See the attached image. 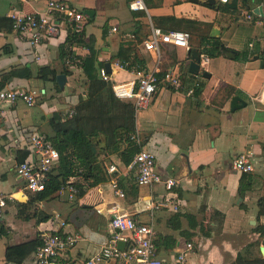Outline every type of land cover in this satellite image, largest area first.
<instances>
[{"label":"crops","instance_id":"crops-1","mask_svg":"<svg viewBox=\"0 0 264 264\" xmlns=\"http://www.w3.org/2000/svg\"><path fill=\"white\" fill-rule=\"evenodd\" d=\"M63 1L84 14L83 40L94 48L96 59L104 68L109 63L110 71L107 68L106 71L111 82L131 79V73L116 65L113 55L126 40L136 41L135 37H126L133 33L135 23L141 26V37L148 33L139 19L143 12L129 10L127 0ZM145 2L154 23L161 16L176 18V27L188 34L189 44L199 52L205 51L210 42L208 38L200 41L203 35L219 38L221 44L236 50L233 58L221 52L209 56L200 68L198 87L201 92L193 95V91H188L192 73L188 72L185 58L187 49L163 43L157 61L153 51L136 45L147 68L177 69L185 81L179 89L160 86L149 106L136 115L138 135L144 140L142 148L154 152L156 167L162 176L178 180L174 192L180 209L142 211L140 204L144 196L159 198L166 190L161 183L138 185L133 172L113 153L105 156L106 167L113 164L117 169L111 179L86 187L82 195L69 196L65 188L53 193L48 200L32 202L50 215L45 221L37 223L34 218L17 216L9 202L31 200L24 181L14 170V163L22 154L25 159L32 158L33 153L28 145L15 143L14 138L22 139L24 129L51 136L50 116L59 112L64 117L74 109L79 95L85 96V88L80 86V80L85 77L75 57L60 54L72 30L66 23L61 22L59 31L37 46L16 31L0 27V84L41 91L32 106L21 101L0 104V194L7 198L0 220L7 229V234L0 236V264H16L4 260L6 245L36 238L43 230L79 235L76 244L63 253L60 261L51 264H82L116 233L109 223L113 212L131 214L151 225L155 230L157 256L165 264H172L187 242L193 245L186 255L188 264H229L249 243H255L252 253L259 254V245L263 243L254 227L264 222V216L258 215L257 204L264 194V40L261 38L264 0H230L215 8L191 0ZM46 3L47 0H0V16L8 17L15 11L46 13ZM246 13L255 19L244 20ZM197 22L210 25L199 27ZM112 25L118 27L117 31L111 30ZM243 37H247L246 44L242 42ZM257 38L259 42L249 47V42ZM70 49L81 57L89 52L84 44H73ZM42 66L54 68L57 74L63 69L69 71L62 88L56 80L35 76ZM17 67H29L35 74L30 78L3 77L6 71ZM202 70L209 76L203 77ZM233 95L245 100V106L231 111L229 101ZM242 153L247 154L253 164L251 172L242 173L231 167L232 159ZM76 179L70 177L67 181ZM113 179L124 192L123 196L115 193ZM55 214L67 220L65 227L59 228L53 220ZM119 235L128 237L129 233L123 231ZM122 241L127 245V240ZM21 264H37L34 253ZM100 264L122 263L119 259H110Z\"/></svg>","mask_w":264,"mask_h":264},{"label":"built area","instance_id":"built-area-1","mask_svg":"<svg viewBox=\"0 0 264 264\" xmlns=\"http://www.w3.org/2000/svg\"><path fill=\"white\" fill-rule=\"evenodd\" d=\"M229 1L217 0L218 3H228ZM127 7L131 11L143 12L139 19L148 28V33L142 38L140 44L145 50L153 51L157 61L160 58V46L163 43L181 46L185 49L190 48L189 37L185 31L180 29L165 30L153 22L145 0H127ZM46 9V13L20 11L11 13L9 17L12 20L13 30L26 38L33 46H37L43 39L56 34L60 29L61 22L69 25L74 31L79 32L82 30L85 22L84 14L74 6L63 0H47ZM53 16H56L55 19L57 20L52 18ZM245 16L249 21L255 19L250 13H246ZM117 29L116 25L111 26V30L117 31ZM126 37L133 38L134 34L128 33ZM261 38L264 40V34ZM256 41L259 42V38L249 42V47H252ZM199 56L201 68L208 61L209 56L205 51H200ZM116 65L129 71L133 77L129 80L112 82L113 92L117 98L131 102L136 115L149 106L160 86L179 89L185 83L177 69L166 68L163 74L158 77L157 73L161 70L157 66L153 69L139 65L128 67V61L122 64L116 61ZM100 75L111 81L110 75L107 74L104 68H100ZM199 78L200 73L192 74L189 92H192L194 87H198ZM37 95H39L38 91L32 88L0 87V104H13L16 101H21L27 106H32L36 102ZM73 113L74 109L72 108L67 115ZM22 132L23 135L25 134L22 139L14 138V141L15 143L21 142L28 145L33 157L16 161L14 170L24 181L25 189L31 194H36L44 189L49 171L59 153L46 134L31 129H24ZM136 139L138 141L139 136H136ZM125 166L133 172L134 180L138 185L151 186L161 183L166 190V193L159 198H154L152 195L144 196L140 204L142 211L153 213L156 210L165 208L173 211L180 209L179 199L174 192L178 180L172 176H162L159 173L156 167V157L152 150L141 148ZM231 167L242 173L253 170V164L249 156L244 153L232 159ZM106 169L108 173L117 170L113 164L107 166ZM65 188L69 192V196L77 194L78 189L75 185H67ZM113 188L118 196L124 195L115 179H113ZM6 200L7 198L0 194V220L3 216ZM97 211L101 212L99 209ZM53 220L56 221L59 228L67 225V220L59 217L58 214L53 216ZM109 223L116 233L108 238L98 251L83 260L82 264H100L110 259H119L122 264H165L157 256L155 230L151 225L141 222L125 212H113ZM123 231H127L129 236L120 237L119 233ZM40 237L41 243L34 252L35 262L37 264H51L60 261L63 253L76 244L79 235L70 231L43 230ZM118 240H127V245L120 249L117 246ZM192 249L191 242L185 243L184 247L178 251L172 264H188L186 255Z\"/></svg>","mask_w":264,"mask_h":264},{"label":"trees","instance_id":"trees-1","mask_svg":"<svg viewBox=\"0 0 264 264\" xmlns=\"http://www.w3.org/2000/svg\"><path fill=\"white\" fill-rule=\"evenodd\" d=\"M223 4L226 3H218L219 7ZM156 22L155 24L165 30L178 29L175 25L177 20L173 16L157 17ZM0 23V27L13 30L12 20L9 16H0ZM196 24L199 27L201 25L209 27L210 25L203 22H197ZM133 34L136 41L126 40L127 43L123 47L121 46L113 56L121 64L128 61V67L134 65L144 67L146 60L138 52L136 46L140 44L145 35L141 37L140 25L134 24ZM206 38L210 40L208 47L205 49L208 56L219 55L221 40L203 35L200 37V41ZM76 43L87 45L88 54L84 57L75 55L70 46ZM192 46L190 45V47ZM60 54L61 56L67 55L69 58L75 57L77 59V63L85 77V96L79 95L78 101L74 105L73 114L63 117L61 113L54 112L48 120L53 134L47 136V138L58 150L59 155L49 171L44 189L33 195L29 193V200L31 201L14 199L9 202L18 217L22 219L34 218L37 223L47 220L50 215L42 208L36 207L32 202L48 200L53 193L65 188L67 185H75L78 189L77 195H82L86 187L94 186L114 177L115 172H107L105 156L117 153L121 162L127 164L144 144V140L140 137L138 141L136 139V136L139 135L136 128V113L133 104L117 98L112 89V82L100 75V68L104 67L102 63L97 61L94 48L83 40L82 30L79 32L71 30L69 32L67 40L61 46ZM104 69L106 71V68ZM163 71L157 73L158 77L163 74ZM62 73L68 75L69 71L63 69ZM34 74L35 72L29 67H17L6 71L3 77L30 78ZM56 74L54 68L42 66L37 69L35 76L42 80L55 81ZM0 87H3V85L0 84ZM56 87H58L57 84ZM37 91L38 94H41L40 89ZM200 92L201 87H194L192 94L199 95ZM102 154L104 157H100ZM23 158L22 154L17 161ZM70 177H76L77 179L68 182L67 180ZM243 190L244 186L242 187L241 183V193ZM257 204L258 215L264 216V194L258 199ZM254 232L259 234L261 243L264 244V222L257 223ZM5 234H7V229L0 221V236ZM40 243L41 237L37 236L22 243L6 245L4 260L21 264L35 252ZM254 244H247L244 251H239L235 259L229 264H264V256L260 252L258 255L252 253L251 248Z\"/></svg>","mask_w":264,"mask_h":264},{"label":"water","instance_id":"water-1","mask_svg":"<svg viewBox=\"0 0 264 264\" xmlns=\"http://www.w3.org/2000/svg\"><path fill=\"white\" fill-rule=\"evenodd\" d=\"M191 1L193 2L202 1L205 4L209 5L210 7H214V8L217 7L218 5L217 0H191ZM219 49L221 53L225 54L229 58H233L236 55V50L226 47L224 44H220ZM185 58L188 60V72L192 74L200 73V65H199L200 56H199L198 48L190 47L189 49H187ZM105 66L107 70L110 71L109 63H106ZM201 75L203 77H208L209 73L206 70H202ZM56 82L62 88L66 82V75L64 73L56 74ZM245 104H246V101L243 100L240 96L233 95L229 101V108L231 111H233L237 108L245 106ZM117 246L120 249H123L124 247L123 241L118 240ZM259 249H260L261 254L264 256V244H260Z\"/></svg>","mask_w":264,"mask_h":264},{"label":"rangeland","instance_id":"rangeland-1","mask_svg":"<svg viewBox=\"0 0 264 264\" xmlns=\"http://www.w3.org/2000/svg\"><path fill=\"white\" fill-rule=\"evenodd\" d=\"M243 19L245 20L246 18L243 17ZM249 36H250V35H249ZM242 42H244V44H246V43H247V37H243ZM80 81H81L80 86H81L82 88H85V87H84V80L81 79Z\"/></svg>","mask_w":264,"mask_h":264}]
</instances>
